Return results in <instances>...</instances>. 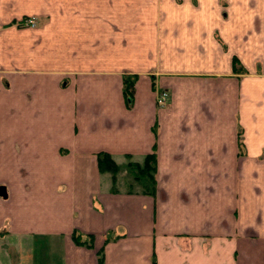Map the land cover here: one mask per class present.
<instances>
[{"label":"crops","instance_id":"0c3cea01","mask_svg":"<svg viewBox=\"0 0 264 264\" xmlns=\"http://www.w3.org/2000/svg\"><path fill=\"white\" fill-rule=\"evenodd\" d=\"M1 186L0 264H264V0H0Z\"/></svg>","mask_w":264,"mask_h":264},{"label":"trees","instance_id":"16d2710c","mask_svg":"<svg viewBox=\"0 0 264 264\" xmlns=\"http://www.w3.org/2000/svg\"><path fill=\"white\" fill-rule=\"evenodd\" d=\"M26 25L25 21L22 23ZM237 65V60H235ZM128 82V92L132 95L134 92V80ZM126 82V83H127ZM100 168L102 171H111L116 178L118 172V165L114 159L108 153H103L100 155ZM156 171H157V156L156 153H152L146 156L143 163L130 162L128 164V172L132 174L136 181L142 186L144 193L149 195H155L156 193ZM74 240L83 245L92 246L94 238L92 235L83 236L80 233L74 234ZM100 263H103V255L99 254Z\"/></svg>","mask_w":264,"mask_h":264},{"label":"built area","instance_id":"2783aa9c","mask_svg":"<svg viewBox=\"0 0 264 264\" xmlns=\"http://www.w3.org/2000/svg\"><path fill=\"white\" fill-rule=\"evenodd\" d=\"M26 25H35L36 18L31 17L25 20ZM168 102V92L167 91H160L157 96V103L160 106H165Z\"/></svg>","mask_w":264,"mask_h":264},{"label":"rangeland","instance_id":"374dc122","mask_svg":"<svg viewBox=\"0 0 264 264\" xmlns=\"http://www.w3.org/2000/svg\"><path fill=\"white\" fill-rule=\"evenodd\" d=\"M127 177H128V179H130V180H127V185L129 187H133L134 189H138L139 186L141 187L139 182L135 180V178L132 174L129 173V175Z\"/></svg>","mask_w":264,"mask_h":264},{"label":"water","instance_id":"95a60500","mask_svg":"<svg viewBox=\"0 0 264 264\" xmlns=\"http://www.w3.org/2000/svg\"><path fill=\"white\" fill-rule=\"evenodd\" d=\"M7 192H6V188L4 186L0 187V195L1 196H6Z\"/></svg>","mask_w":264,"mask_h":264}]
</instances>
